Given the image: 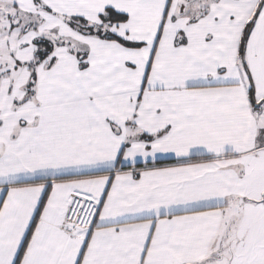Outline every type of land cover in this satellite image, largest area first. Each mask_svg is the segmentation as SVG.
Instances as JSON below:
<instances>
[{"label": "snow or ice", "instance_id": "obj_1", "mask_svg": "<svg viewBox=\"0 0 264 264\" xmlns=\"http://www.w3.org/2000/svg\"><path fill=\"white\" fill-rule=\"evenodd\" d=\"M0 264H264V0H0Z\"/></svg>", "mask_w": 264, "mask_h": 264}]
</instances>
